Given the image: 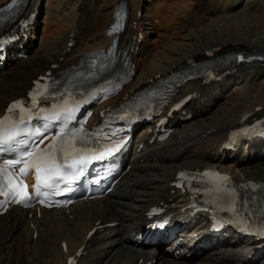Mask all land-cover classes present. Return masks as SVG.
I'll return each instance as SVG.
<instances>
[{
	"label": "bare ground",
	"instance_id": "6f19581e",
	"mask_svg": "<svg viewBox=\"0 0 264 264\" xmlns=\"http://www.w3.org/2000/svg\"><path fill=\"white\" fill-rule=\"evenodd\" d=\"M6 1L0 0V6ZM44 1L33 0L28 7L30 13L43 14V20L37 17L30 29L32 40L39 38V45L36 46L35 41L34 45L21 41L0 69L1 110L8 102L25 95L32 80L52 65L62 74L82 72L87 60L79 58L109 45L105 30L119 1H124L129 10L128 23L120 37L123 43L135 42L137 46L139 32L146 37L145 26L151 27L155 19L160 21L159 27L167 31L164 41L151 43L153 47L149 50L145 48V38L142 40L133 54L136 74L126 92L138 91L147 81H156L158 77L184 68L192 59L202 60L203 54L212 48L220 47L223 52L242 51L256 55V59L250 60L248 69H238L217 86L187 83L181 89V97L193 92L199 94L189 105L193 118L185 124L174 125L172 136L164 143L149 144L148 127L142 129L127 157L128 171L107 198L82 202L71 207L70 214L62 210H40V218H37L33 211H15L0 219V264H60L68 254L83 246L87 233L98 220L100 224L115 222L117 225L105 228L92 239L79 264H146L148 261L156 264L159 259L168 262V258L175 259L173 264H192L200 247L207 243L212 253L205 261L220 259L223 264H248L252 255L264 247V242L246 241L235 232L231 237L221 236L214 241L200 228L202 234L192 239L195 243L186 242V234L185 242L175 240L161 251L160 257L158 251L162 247L147 248L142 240L135 238L144 232L140 226L150 206L161 201L173 206L175 202L170 200L175 199L176 194H172L171 185L182 169L213 166L247 179L257 173L255 179L262 180L264 141L243 148L240 156V151L229 154L222 146L226 135L245 114L257 107L264 112V98L253 92L256 83L264 87V67L260 64L264 63V0H176L173 6L161 0ZM157 3L161 7L155 6ZM140 10L142 16L138 19ZM71 39L75 44L70 48ZM22 50L27 58L17 56ZM246 71L250 73L245 74ZM63 84L73 87L69 80ZM223 100L224 104L219 105ZM140 144L143 147L137 152ZM259 161L261 166L250 168ZM63 242L67 243L66 255ZM238 244L243 245L237 249L241 255L229 261L230 248Z\"/></svg>",
	"mask_w": 264,
	"mask_h": 264
},
{
	"label": "snow or ice",
	"instance_id": "6c2138e0",
	"mask_svg": "<svg viewBox=\"0 0 264 264\" xmlns=\"http://www.w3.org/2000/svg\"><path fill=\"white\" fill-rule=\"evenodd\" d=\"M22 0H11V2L0 12L21 3ZM115 30V29H113ZM244 59V57H239ZM38 88L47 89V85H39ZM33 100L29 102V107L24 106V101H17L10 105L7 114L0 118V156L6 153H17L16 158L5 160L4 166H0V176L6 180V185L0 183V196L8 197L7 202L25 203L32 199L27 191V184L14 176V170L19 166L18 171L23 175H27L29 170H34L36 185L35 194L37 197H49L50 195H60V185L62 183L70 184L75 181L83 173V166L91 160H101L104 156L115 151L119 147H108L104 151H100L98 155H92V148L89 146V138H110L105 136L103 129L97 132L86 133L82 128L69 129L68 123L74 119L75 112L80 104L75 106H61L57 110L45 109L43 107L33 113L32 105L37 102L35 93ZM63 105H67V100L63 101ZM55 109V106H53ZM19 110L15 111L14 110ZM24 113H29L25 118ZM43 113V115H41ZM45 121H56L63 124L59 128V132L52 138V142L46 147H41L45 140L48 139L39 127L32 126L33 118ZM47 125H44L46 127ZM111 135H115L112 133ZM79 142V143H78ZM181 173V176H184ZM203 177H216L220 181H228L229 177L222 176L218 172H204L197 174ZM195 179V177H193ZM18 181V182H17ZM247 187V186H241ZM252 188L257 187L251 185ZM47 189L49 191H42ZM217 189L223 192H229L233 197L234 192H230L227 186L217 185ZM45 203V199L38 201ZM235 205V199L232 201ZM248 202L243 201L246 205ZM3 205L0 204V207ZM26 206H29L26 204Z\"/></svg>",
	"mask_w": 264,
	"mask_h": 264
},
{
	"label": "rangeland",
	"instance_id": "374dc122",
	"mask_svg": "<svg viewBox=\"0 0 264 264\" xmlns=\"http://www.w3.org/2000/svg\"><path fill=\"white\" fill-rule=\"evenodd\" d=\"M45 2H47V0H45L44 1V3ZM161 2L162 3H165V4H172V6H173V4L174 3H176V0H161ZM168 2V3H167ZM174 2V3H173ZM43 4V3H42ZM152 5V4H151ZM160 6V3H157V4H155V6ZM161 7V6H160ZM43 20V19H42ZM160 21H158V20H156L155 19V21L152 23V26L153 27H155L156 29V31L155 30H153V28H152V26L151 27H149L148 25H146V37H145V40H146V42H145V48L147 49V50H149L150 48H152L153 46H152V44L151 43H153V42H155L156 41V43L157 44H160V42H163L164 41V39H165V33L167 32L166 30H164L165 28H160L159 26H160ZM160 28V29H159ZM42 31V30H41ZM39 34H42V33H39ZM39 34H38V36H39ZM35 42H36V46L37 45H39V38H37L36 37V40H34ZM34 41H33V45L35 44L34 43ZM160 41V42H159ZM148 42H150V45H148ZM38 43V44H37ZM147 43V44H146ZM148 46V47H147ZM152 46V47H151ZM244 68H247V67H244ZM248 73H250L249 71H246L245 72V74H248ZM261 74H263V73H261ZM260 87V88H259ZM259 89V90H258ZM258 92L259 93V95H261L263 98H264V87L263 88H261V86H260V84H257L256 83V85H254L253 86V92ZM229 93V92H228ZM227 93V94H228ZM224 102H225V100H223V102H221L219 105H222V104H224ZM219 105L215 108V110H217L218 108H219ZM261 150V149H260ZM258 152H261V151H258ZM244 152H243V150H241L239 153H238V155L240 154V155H242ZM239 155V156H240ZM255 155V153L254 154H252V156L251 157H253ZM259 163V164H258ZM258 163H256V164H253L250 168H252L253 170H254V168H256V166H261V161H259ZM263 168V167H262ZM261 169V168H260ZM264 170V169H263ZM238 172V171H237ZM259 175V174H258ZM254 176H257V173L256 174H254V175H250V177L252 178V177H254ZM261 179H264V173H262L261 175ZM186 236V235H185ZM187 236H189L188 234H187ZM193 236V233L189 236V237H187L188 239V241L186 240V237H183L182 235L178 238V239H176V240H179V241H181V239H184L183 241L185 242V240H186V242H191V243H195L194 242V240H192L194 237H192ZM218 239H220V238H217V239H214V241H217ZM221 239H224L225 240V238H221ZM228 239V238H227ZM227 239H226V241H227ZM229 240H231V239H229ZM212 243V242H211ZM243 244V243H242ZM197 245H199V243H197ZM209 243H207V244H204V245H202L201 247H200V250L201 251H199V252H203V251H208L209 250V253H212V249H208V247H209ZM154 245H152V246H148L147 248H150V247H153ZM204 246V247H203ZM243 245H241V244H238V245H235L232 249L230 248V252H229V256H230V258H229V261H233V260H235V258L236 257H238V256H240L241 255V253H239L238 251H237V249L239 248H241ZM162 247V246H161ZM165 248V249H164ZM167 249V246L166 247H162V248H159V251H158V254H159V257H160V254H161V251H163V250H166ZM209 253L208 252H205V253H203V254H201L199 257H198V252H197V254H196V259L195 260H193V262H192V264H223V263H221V260L220 259H214L215 261H205V258L209 255ZM208 254V255H207ZM250 254V253H249ZM162 255V254H161ZM206 255V256H205ZM178 256V255H177ZM204 256V257H203ZM203 257V260L201 259ZM249 258V257H248ZM169 259V260H168ZM167 260H168V262H163L162 260H158L157 261V263L156 264H173L174 262H175V259L174 258H168ZM166 261V260H165ZM171 261V262H170ZM217 262V263H216ZM233 263V262H232ZM225 264V263H224ZM226 264H231V263H226ZM248 264H264V247L262 248V249H260V250H258V252L257 253H254L253 255H252V257L249 259V262H248Z\"/></svg>",
	"mask_w": 264,
	"mask_h": 264
}]
</instances>
